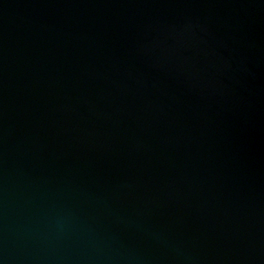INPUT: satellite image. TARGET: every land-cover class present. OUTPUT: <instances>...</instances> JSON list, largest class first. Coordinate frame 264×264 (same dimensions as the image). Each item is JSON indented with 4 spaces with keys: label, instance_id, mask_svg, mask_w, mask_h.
I'll list each match as a JSON object with an SVG mask.
<instances>
[{
    "label": "water",
    "instance_id": "1",
    "mask_svg": "<svg viewBox=\"0 0 264 264\" xmlns=\"http://www.w3.org/2000/svg\"><path fill=\"white\" fill-rule=\"evenodd\" d=\"M0 264H264V0H0Z\"/></svg>",
    "mask_w": 264,
    "mask_h": 264
}]
</instances>
